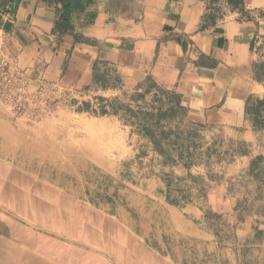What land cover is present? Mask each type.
<instances>
[{
    "label": "crops",
    "instance_id": "0c3cea01",
    "mask_svg": "<svg viewBox=\"0 0 264 264\" xmlns=\"http://www.w3.org/2000/svg\"><path fill=\"white\" fill-rule=\"evenodd\" d=\"M63 5L68 23L61 27ZM0 46L20 69L43 72L73 98L36 126L0 112L3 228H12L8 207L61 231L76 228L78 216L84 229L105 236L106 254L116 264L150 258L155 247L164 260L208 264L205 251L215 247L197 222L201 213L150 199L154 179L146 180L147 197L139 189H118L110 199L91 200L74 186L66 194L31 195L43 184L12 167L32 164L36 154L44 164L43 152L52 150V162L110 172L105 140L118 131L117 115L98 109L149 102L162 91L174 95L201 132L245 144L236 161L264 157V111L254 102L264 100V0H0ZM70 173L82 180L75 168ZM7 245L20 264L74 262L69 252L45 258Z\"/></svg>",
    "mask_w": 264,
    "mask_h": 264
},
{
    "label": "rangeland",
    "instance_id": "374dc122",
    "mask_svg": "<svg viewBox=\"0 0 264 264\" xmlns=\"http://www.w3.org/2000/svg\"><path fill=\"white\" fill-rule=\"evenodd\" d=\"M64 90L66 93H60L51 115H39L36 118L33 116L34 112L29 111L17 118H24L25 126H36L43 119L51 117L58 107H70L73 98L69 90ZM135 99L136 97L133 100ZM148 110L154 114L152 120L144 114ZM91 112L96 113V110ZM98 112L117 115L114 121L118 124V131L108 133L105 140L107 158L112 163V170L105 172L96 165L72 168L59 164V160L52 162L49 158L52 150H48L43 152L44 159L47 160L44 164H38L35 155L32 164L12 167L35 176V183L43 184V189H33L31 195H37L36 192L40 193L38 195L60 192L66 194L74 186L81 194L91 195V200H101L103 197L110 199L118 189H139L145 191L143 195L147 197L146 180L154 179L155 187L154 192L150 193V199L155 196L181 211H188L192 207L201 213L197 222L211 234L215 247L211 252L205 251L208 264H264V159L253 169L247 159L236 161V154L244 151L245 144L230 141L218 134L201 132L203 128L187 121L185 110L177 105L174 95L166 91L159 92L151 101L141 104L131 100L122 103L109 102L107 108L102 107ZM158 112L161 113L160 116L156 115ZM150 127L149 130L153 133L159 127L170 131L161 145L176 159L175 164L165 163L164 157L157 152L146 135L147 128ZM97 140L105 143L103 136H98ZM129 149L132 152L127 153ZM74 168L80 173L81 181H74L70 173ZM188 173L200 176L202 179L199 183L205 189L208 188L205 183L209 181L213 188L207 189L206 193L199 192V184L186 178ZM210 176L213 177L212 180ZM168 190L170 197L167 195ZM182 193L188 195L183 198ZM47 201L50 205L53 204L51 199ZM54 205L60 206L59 203ZM15 211L7 208V225L11 223L12 228L7 226L5 230L1 220L6 214L0 208V264H20L18 254H7L10 253L7 245L10 242L17 252L29 250L45 258H50L52 252H69L74 260L72 264H116L106 254L105 236L100 238L99 230L84 229L78 216L75 217L76 228L61 231L45 228L47 225L42 223L44 220L40 222L35 215L25 217ZM130 212L133 216L132 211ZM188 215L191 217L192 214L189 212ZM65 233L70 236V240L65 239ZM30 242L34 244L31 245ZM155 249L150 250V258L141 256L136 262L120 264H181L174 259L164 260L159 248ZM167 252L171 253L169 247ZM59 263L63 264L62 261Z\"/></svg>",
    "mask_w": 264,
    "mask_h": 264
},
{
    "label": "built area",
    "instance_id": "2783aa9c",
    "mask_svg": "<svg viewBox=\"0 0 264 264\" xmlns=\"http://www.w3.org/2000/svg\"><path fill=\"white\" fill-rule=\"evenodd\" d=\"M33 87V88H31ZM56 82L43 72L29 73L20 69L15 59L0 46V112L14 120L33 111L36 118L51 115L61 92Z\"/></svg>",
    "mask_w": 264,
    "mask_h": 264
},
{
    "label": "trees",
    "instance_id": "16d2710c",
    "mask_svg": "<svg viewBox=\"0 0 264 264\" xmlns=\"http://www.w3.org/2000/svg\"><path fill=\"white\" fill-rule=\"evenodd\" d=\"M66 8L67 6L63 5V10L61 12V15H60V18H61V23H60V19L59 21L57 22V26H61V27H64V25H66V23H68V20H67V17H66ZM255 105L259 106L261 110L264 111V100H255ZM144 114L147 116L148 119H150L151 117L154 116L153 112L152 111H145ZM157 116H160L161 113L158 112L156 113ZM153 118H151L150 120H152ZM153 125V124H152ZM149 129L150 128H147V133L146 135L150 138L151 142L154 144L155 146V149L157 150V152L159 154H161L163 157H164V162L165 163H176V159H174L171 155H169L162 147L161 145V142L166 140V137H167V134L170 132L169 130L168 131H164V129L162 127H159L158 130L153 133L152 131H150ZM244 152L243 150H241V153ZM234 153H237V151H234ZM240 153V151H239ZM264 158L262 156H256L254 157L252 160H251V163H250V166H251V169H253L254 167L258 166L259 165V161L263 160ZM187 179H190L192 181H195L197 182V184H199V188H198V191L200 192H205L210 189H212V182L209 181L208 183H205V185L208 186L207 189L204 188V186L200 185V180L202 179L200 176H194L190 173L187 174L186 176ZM210 179L212 180L213 177L210 176ZM200 182V183H199ZM204 185V184H203ZM169 188V187H168ZM178 190V189H177ZM170 190H168V196L170 197V193H169ZM183 192V191H182ZM188 194H184L182 193L181 194V197L185 198Z\"/></svg>",
    "mask_w": 264,
    "mask_h": 264
},
{
    "label": "bare ground",
    "instance_id": "6f19581e",
    "mask_svg": "<svg viewBox=\"0 0 264 264\" xmlns=\"http://www.w3.org/2000/svg\"><path fill=\"white\" fill-rule=\"evenodd\" d=\"M30 147V146H29ZM41 149V148H40ZM33 151V150H32ZM43 151V150H42ZM23 152V151H22ZM45 152V151H44ZM24 153H25V151H24ZM31 152H29V154H30ZM46 153V152H45ZM20 154V153H19ZM32 154V153H31ZM39 154V153H38ZM35 155V154H34ZM37 155V154H36ZM24 156V155H23ZM40 156V155H39ZM54 156H56V155H54ZM29 157V156H28ZM36 158V157H35ZM50 158V157H49ZM57 158V157H56ZM44 159V158H43ZM37 160V159H36ZM61 161V160H60ZM50 162V161H49ZM59 162V161H58ZM41 165V164H40ZM47 167V166H46ZM94 171V170H93ZM95 172V171H94ZM61 173H63V172H61ZM66 173V172H65ZM93 174V173H92ZM83 184V183H82ZM86 184V183H85ZM94 190V189H93ZM110 192V191H109ZM116 192V191H115Z\"/></svg>",
    "mask_w": 264,
    "mask_h": 264
}]
</instances>
